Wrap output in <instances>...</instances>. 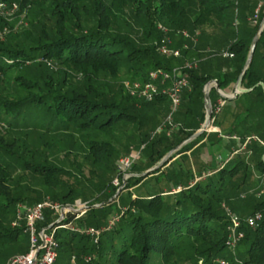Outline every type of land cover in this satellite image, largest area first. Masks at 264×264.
Wrapping results in <instances>:
<instances>
[{
  "label": "trees",
  "instance_id": "obj_1",
  "mask_svg": "<svg viewBox=\"0 0 264 264\" xmlns=\"http://www.w3.org/2000/svg\"><path fill=\"white\" fill-rule=\"evenodd\" d=\"M261 1L254 19L256 2L250 0H0V254L17 245L21 233L28 236L25 219L17 218L21 207L80 201L87 209L79 218L67 213L53 227L55 264H217L229 254L228 212L241 223L237 259L264 264V125L244 123V115L253 116L248 106L228 105L252 94L264 102V27L241 79L245 92L228 100L214 87L209 91L213 110L224 102L212 112V126L220 131L201 133L152 172L160 185L156 192L133 193L144 179L131 176L123 189L132 191L129 203L121 205L119 197L117 205L116 198L109 202L123 181L121 158L135 157L129 175L156 166L200 129L205 85L215 80L224 93L235 85L264 17ZM30 5L37 13L30 9L25 27L17 31L5 21L14 8ZM164 40L179 57L159 53ZM187 62L196 66L185 70L188 85L171 125L161 85L146 102L130 96L121 82L122 71L129 82H145L153 70L170 73ZM156 104L164 116L160 107L146 109ZM212 141H228L229 156L218 157L216 167L201 164L197 172L192 156L201 161V150ZM127 149L132 155L121 152ZM176 155L188 168L171 170L173 180L166 165ZM114 205L118 220L96 241L64 227L101 230ZM256 214L260 220L251 228L246 220ZM56 221L47 210L37 229Z\"/></svg>",
  "mask_w": 264,
  "mask_h": 264
},
{
  "label": "built area",
  "instance_id": "obj_2",
  "mask_svg": "<svg viewBox=\"0 0 264 264\" xmlns=\"http://www.w3.org/2000/svg\"><path fill=\"white\" fill-rule=\"evenodd\" d=\"M250 1L256 2V8L254 10V19H256L260 9L263 6V2L261 0ZM162 31L166 32L165 29H162ZM182 35L185 38H188L189 36L186 32H183ZM158 51L164 56H180V51L177 49L168 48L165 44V40L162 41V44L158 48ZM224 56L228 55L225 54ZM195 66V62H187L181 68H174L170 73L162 69L153 70L148 73L145 82H127L125 83V88L127 89L130 96L136 97L139 100L150 102L155 99L158 86L161 85L163 87L161 89L162 94H165L170 100L171 113L167 118V122L169 123V125H171V115L177 110L180 104L182 90L188 85L187 74L185 73V70H189ZM167 82L168 85L166 84ZM223 104L224 102L220 103L219 101L216 108L214 110L212 109V112L218 113L220 107H222ZM161 129L162 126L158 128L157 132ZM134 159L135 157H124L119 160V170L122 173L123 181L129 177V174H126V170L130 167ZM177 191H180V188H176L175 190H173V192ZM65 207H69L70 209H67ZM65 207L53 203L50 200L39 202L30 207H21L17 214V218L19 221L21 220V218L25 219V232L29 236V248L28 251L24 254H18L10 257L5 264H55L57 258L58 243L54 236L55 228L53 227L58 225L65 218V215L67 213H72L75 219H77L87 209L86 203H81L80 201H77L72 207ZM47 210L52 212L53 215L57 216V221L60 219L61 220L58 224H52L54 226L51 229L43 228L38 230L37 224L44 220V212ZM21 214L23 215V217H21ZM228 215L230 216L231 223L228 227L229 232L226 241V249L232 256L233 262H230L229 260L223 258H218L215 262L217 264H242V262L239 261L236 257V248L242 238V233L239 231L241 223L238 218L232 216L229 212ZM115 219H110V221L108 222L109 224L101 230H94L91 228L79 230L74 228L70 224L65 225L64 227H68L70 230L76 231L81 234L95 237L96 241L101 231L109 230L114 225V223L117 222L116 220H118V218L116 220ZM259 220L260 215L256 214L253 217L247 218L246 223L249 227L252 228ZM14 225L19 224L15 223ZM72 260H74V258H72Z\"/></svg>",
  "mask_w": 264,
  "mask_h": 264
},
{
  "label": "rangeland",
  "instance_id": "obj_3",
  "mask_svg": "<svg viewBox=\"0 0 264 264\" xmlns=\"http://www.w3.org/2000/svg\"><path fill=\"white\" fill-rule=\"evenodd\" d=\"M33 7L31 8V5H30L29 7H27L26 9H23V10L22 9H19V7H16L12 11V14H13V12L16 11L15 14H14V16H12V17L8 16L5 19V21L8 22V23H10V24H12L13 26L15 25L13 27V29H16L18 31L20 28L26 26L25 16H26V14L28 12L29 13L31 12L30 9H33L32 11H34L35 14L37 13L36 6L34 5ZM121 74H122V77H121L122 78V81L121 82L127 83V82L130 81L128 78H126L124 71H122ZM241 90H244V89L241 87ZM234 91H235V85H233L225 93L224 92L223 93L226 94V95H228V96H232L233 93H234ZM239 94H242V93H239ZM221 102H223V101H220V103ZM141 103H139V104H141ZM228 105L232 108L231 110H235V108H236V110H240V109L241 110H244L245 107L248 106V108L250 109V114L253 115V116L244 115L242 117V119H244L243 120L244 123L247 124V125H250L251 124L253 127L255 126V124L264 125V102L261 101V100H259V97L257 95H255V94L247 95V96L246 95H243V96L239 97L236 101L230 102ZM158 107H160V108H158ZM161 107L162 106H160V104H158V105L156 104V105L147 106L146 109L153 110L154 108H158L159 117H161V116H164L165 115L164 114L165 113V110L163 109V107L162 108ZM226 110H228V109L226 108ZM214 114H217V113H214ZM219 121H220V119H218V121L216 123L217 125H219V123H218ZM212 123H213V120H212ZM221 128H224V126L221 125ZM209 131L210 130H208V132ZM144 133H145V128L142 127L141 128V134L143 135ZM215 133H217V131ZM248 140L246 142H248ZM212 142L214 143L213 145H210V143H208V142L205 143L203 150H201V153L199 154V158L202 159L201 161L198 160V157H197L196 154H195L196 156L195 155L192 156L193 162H192V160L190 162H192V164L194 165V167L197 169V172L199 171V168H200L199 165H201V164H206L207 162H209V164H211L213 167H216V165L217 166L220 165L219 161H217L218 157H221L222 159H227L228 158V156H229V146H227L228 141H218L217 143H215V141H212ZM135 146H136L135 148L133 147L135 149L134 151H136V149L138 147V144L136 143ZM242 147H244V146H242ZM141 149H142V147L139 146V151H141ZM134 151L127 149V150H122L121 152H123L125 154L132 155V152H134ZM205 151H206V153H205ZM133 155L135 156L134 153H133ZM164 157H166V156H164ZM169 157H171V156H169ZM169 157L167 158L166 161L169 160ZM189 159H191V158L189 157ZM210 159H211V161H210ZM139 160H141V159H139ZM166 161L164 162V164L166 163ZM163 165L161 167H163ZM187 166H188V164H185L184 165L183 160H181V157L178 156V155H176L166 165V167H167L166 169L167 170L169 169V173L171 174V176H169V178L172 179L173 174H174V173H171V170H173V172H180V174H181V173H183V171H185V169L188 168ZM161 167H159V168H161ZM192 172H194V171H192ZM127 179H125L124 181H122V184L120 186H118L117 191L115 192V193H117L120 190V192L118 193V196L115 199L116 205H117V198L118 197H119V203L121 205H125V204H128L129 203V198L131 196L130 193H132V191L129 192V189L123 190L125 188V186H126ZM143 179L144 180H142L141 183H139L133 189V193L138 194V195H141V196H144V195L151 194V193L156 192L157 190H159L158 189V186H160V185H157L156 184V181L154 180V177H153L152 174L151 175H148L147 177H145ZM173 180H174V177H173ZM118 183H119L118 180L117 179H114L113 185L114 186H117ZM238 204L239 203H235L234 202L233 204H231V207L232 208H234V207L237 208ZM116 205H114L113 208L110 210L111 215H110V218H109L108 222L110 221V219H113V218L115 219L116 216H117L116 215V212H115L116 211V208H117ZM94 206L95 207H98L100 205L96 204ZM235 217L238 218L237 215H235ZM108 224L109 223H107L106 225H108ZM28 245H29L28 236L26 234H24V233H21L19 235V237H18L17 245H15L14 247H6V248H4L3 249V252L1 251L0 259L1 260H4L5 258H8V257H10L12 255L22 254L25 251V249H26V247ZM230 256L231 255L229 253L226 258L228 260H230Z\"/></svg>",
  "mask_w": 264,
  "mask_h": 264
},
{
  "label": "water",
  "instance_id": "obj_4",
  "mask_svg": "<svg viewBox=\"0 0 264 264\" xmlns=\"http://www.w3.org/2000/svg\"><path fill=\"white\" fill-rule=\"evenodd\" d=\"M263 27H264V17H263V19H262V21H261V23H260V25L258 27V31H257L256 35L254 36V38H253V40L251 42V46H250V50H249V55L247 57V60L245 62V65H244V67H243V69H242V71H241V73L239 75V78H238L237 82L235 83V91H234L233 95L232 96H228V95L224 94L223 92H221L218 89V85H217V82L215 80L208 82L205 85L204 90H203V95H204V108H205V120H204V123H203L202 128L199 131H197L189 140L185 141L179 147H177L176 149L172 150L156 166H154L153 168L145 171L144 173L129 175V177L134 176V177H138V178H144L147 175H150L156 169H158L159 167H161L164 164V162L167 160V158L169 156H171L172 153H174L175 151H177L182 145H184V144L188 143L189 141L193 140L195 137H197L201 133L208 132V130H212L213 129V127H212V105H211V102H210V99H209V91L211 90L212 87H214L215 90L218 92V94L222 98L228 99V100L234 99L239 93L245 92V90H241V79H242V77H243L246 69L248 68L250 62H251V59H252V56H253V53H254V49H255L256 42L258 40V37H259L261 31L263 30ZM119 192H120V190L109 200V202H112L118 196V193ZM65 208L70 209L69 207H65ZM60 220H58L56 223H54V225L55 224H58L60 222ZM54 225H50L47 228L48 229H51Z\"/></svg>",
  "mask_w": 264,
  "mask_h": 264
},
{
  "label": "crops",
  "instance_id": "obj_5",
  "mask_svg": "<svg viewBox=\"0 0 264 264\" xmlns=\"http://www.w3.org/2000/svg\"><path fill=\"white\" fill-rule=\"evenodd\" d=\"M203 123H204V122H203ZM202 126H203V124L201 125L200 129L202 128ZM212 127H213V130H210V131L207 132V133H210V132H216V131L219 132V131H220L219 128L214 127V126H212ZM200 129H198L197 131H199ZM197 131H196V132H197ZM197 137H198V136H197ZM195 138H196V137H195ZM195 138H194V139H195ZM202 142H204V140L199 141L198 144H197V146H198V145H201ZM205 153H206V151H205Z\"/></svg>",
  "mask_w": 264,
  "mask_h": 264
}]
</instances>
